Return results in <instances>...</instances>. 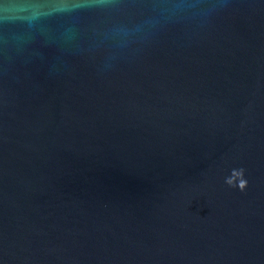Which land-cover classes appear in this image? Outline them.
<instances>
[{
    "label": "water",
    "instance_id": "water-1",
    "mask_svg": "<svg viewBox=\"0 0 264 264\" xmlns=\"http://www.w3.org/2000/svg\"><path fill=\"white\" fill-rule=\"evenodd\" d=\"M0 264H264V0H0Z\"/></svg>",
    "mask_w": 264,
    "mask_h": 264
},
{
    "label": "clouds",
    "instance_id": "clouds-1",
    "mask_svg": "<svg viewBox=\"0 0 264 264\" xmlns=\"http://www.w3.org/2000/svg\"><path fill=\"white\" fill-rule=\"evenodd\" d=\"M241 189H243V188H241Z\"/></svg>",
    "mask_w": 264,
    "mask_h": 264
}]
</instances>
